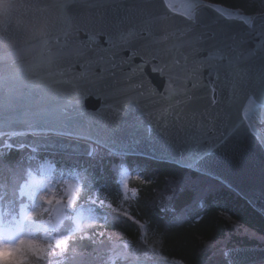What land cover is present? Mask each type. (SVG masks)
Returning a JSON list of instances; mask_svg holds the SVG:
<instances>
[{
    "label": "snow or ice",
    "instance_id": "1",
    "mask_svg": "<svg viewBox=\"0 0 264 264\" xmlns=\"http://www.w3.org/2000/svg\"><path fill=\"white\" fill-rule=\"evenodd\" d=\"M9 3L10 0H3L5 9ZM49 7L59 10L63 21L68 23L65 9H71L73 5L61 2ZM187 7L189 14L173 21V31L165 26L168 24L169 9L164 0H147L137 8L135 21H120L127 25V31L122 32L119 38L127 40L136 36L149 41L154 47L159 46V53L153 55V59L159 63L152 71L167 76L169 82L165 93L169 98L176 95L180 97L176 104H169L160 112L162 118L171 117L175 130L172 139L178 140L180 145L177 160L188 172V179L177 184L175 195L188 193L192 203L199 204L215 190L217 184L224 183L215 170L216 166L239 158L243 154L245 140L255 134L253 130L258 132L256 124L247 123L250 117L242 115L243 105L234 112H221L219 94L224 77L231 72L235 77L233 87H239L247 103L251 104L256 100L264 102V53L259 57L258 71L254 74L251 68L257 51L264 49V43H256L257 40L264 41V13L252 14L242 5L216 8L204 0H189ZM37 8L45 10L39 5ZM67 35L62 33L53 37L52 43L46 38L40 39L39 50L33 61L19 72L5 74L4 82L13 78L36 76L33 83H37L43 79L37 75L41 71H48L51 77L64 75L63 72L57 73L51 69L58 67L63 57L71 53ZM189 37L202 45L200 51L205 56L197 63L207 68L206 76L198 68L189 71L181 64V60L187 64V57L182 54L180 60L171 56L172 51L184 47ZM62 38L64 43H61ZM92 39L94 37L90 35L89 40ZM11 55L8 54L3 59L7 61ZM213 60L218 63H210ZM173 65L181 70L175 76L171 74ZM106 71L120 85L115 91L135 102L137 108L142 99L160 95L155 86L144 79L141 66L124 72L120 64L112 62ZM45 88H48L50 94L62 95L47 85ZM129 92L134 95L129 96ZM69 103L71 107H76L75 101ZM67 106L69 105H65ZM107 110L113 116V134L106 139L92 138L90 133L74 125L70 126L66 118L63 122L47 119L42 111L24 108L4 97L0 100V112H3V127H0V170L5 173L20 172V179L24 180V173L30 163L37 157L43 159L41 153L50 154L53 151L71 153L78 158L86 157L91 162L99 155L93 147L99 142L105 145V154L115 161L116 173L119 175L120 168L126 163L124 158L135 143V140L126 141L120 133L126 126L137 128L139 119L131 124L122 119L124 113L132 111V107L125 103L108 106ZM13 112L16 113V118L10 121L9 115ZM141 114L143 115L142 109ZM149 120L155 128L156 122L152 120L151 114ZM64 137L69 138V141L61 139ZM81 139L89 142L83 145L76 143ZM261 140L264 141V134H261ZM90 167V163L85 167L78 159L70 168L83 169L82 173H76L77 179L82 182L79 189L66 185L64 194L60 196L45 195L38 210H30L22 199L17 201L16 197H22L23 192H9L11 180L7 177L3 180L4 189L0 194V249L11 253L8 264H77L82 255L77 252V248L93 245L110 249V252L104 253V256L109 257L107 264H113V258L123 259L128 264L130 258L118 255L117 246L99 239L107 237L110 241L112 237L108 233L95 232L94 228L81 223L85 213L90 220L96 221L106 220L109 211L132 220L142 230L140 243L145 256L134 260L133 264H149L147 258L155 255L156 249L144 237L143 229L150 225L141 223L128 212H122L119 207L106 204L99 198L92 199L91 180L88 176ZM27 175L30 176L31 173L27 172ZM203 178H209L215 183H203ZM30 187L28 182L23 184L24 190ZM16 188H20L19 183ZM29 199H33L30 193ZM8 201H11L7 204L9 210H5ZM81 201L84 203L81 204ZM32 208H37L34 200ZM101 210H105V217L95 214ZM119 247L123 248L125 245ZM101 264H104L103 257Z\"/></svg>",
    "mask_w": 264,
    "mask_h": 264
},
{
    "label": "water",
    "instance_id": "2",
    "mask_svg": "<svg viewBox=\"0 0 264 264\" xmlns=\"http://www.w3.org/2000/svg\"><path fill=\"white\" fill-rule=\"evenodd\" d=\"M61 2L73 5L71 9H65L68 23L63 21L59 10L49 7ZM146 2L147 0H10L5 9L3 0H0V100L8 97L24 108L38 109L50 120L63 122L66 118L70 126L74 125L90 133L92 138L105 139L113 134V116L107 110L108 106L128 104L132 111L124 113L122 119L131 124L138 118L139 126H126L120 133L126 141L135 140L127 155L148 157L184 167L177 160L180 145L178 140L172 139L175 130L171 117L162 118L160 115L162 109L169 104H176L180 97L176 95L169 98L165 93L169 82L167 76L152 71L159 63L153 59V55L159 53V46L154 47L149 41L136 36L127 40L119 38L122 32L127 31V25L120 21H135L137 8ZM164 2L169 9L168 24L165 26L174 31L173 21L189 13L175 10L167 0ZM37 5L45 10H38ZM262 13L264 11L255 14ZM62 33L68 34L67 44L71 53L64 56L59 66L51 71L63 72L64 75L51 77L48 71H41L37 75L43 79L37 83H33L36 76L13 78L4 82L5 74L19 72L33 61L39 50L40 39L46 38L52 43V38ZM90 35L94 39L89 40ZM64 42L62 38L61 43ZM256 43L260 45L264 41L257 40ZM201 47V44L189 37L184 47L172 51L171 56L180 60L182 54L187 57V64L183 60L181 64L189 71L198 68L206 76L207 68L197 63L205 56L200 51ZM262 53L264 49L258 50L257 56L252 60L254 74L259 69V57ZM8 54L12 55L5 61L3 57ZM112 62L120 64L124 72L141 66L144 79L150 81L160 95L142 99L137 108L135 102L115 91L120 85L106 71ZM210 63L218 62L213 60ZM180 71L173 65L171 74L175 76ZM234 82L235 77L229 72L221 85L219 110L227 114L243 105L242 115L247 118L245 110L248 103L239 87H233ZM45 85L62 95L50 94ZM128 95L134 93L129 92ZM71 101H75V108L70 106ZM255 103L264 108V102L256 100ZM150 114L156 122L155 128L149 120ZM2 116L3 112H0V127H3ZM15 118L16 113H10L9 120L14 121ZM247 123L250 125L248 120ZM61 139L69 141L67 137ZM88 142L87 139L76 141L81 145ZM96 145L106 149L103 143L98 142ZM215 170L223 178L224 184L264 215V144L256 133L245 140L243 154L239 158L218 165ZM225 258L228 264H255L264 261V247H230L225 250Z\"/></svg>",
    "mask_w": 264,
    "mask_h": 264
},
{
    "label": "trees",
    "instance_id": "3",
    "mask_svg": "<svg viewBox=\"0 0 264 264\" xmlns=\"http://www.w3.org/2000/svg\"><path fill=\"white\" fill-rule=\"evenodd\" d=\"M204 1L218 7L242 5L252 14L264 11V0ZM93 147L99 155L91 162L86 157L78 158L62 152L41 153L43 159L37 157L30 163L27 172L31 175L24 173V180L20 179V172L5 173L0 170V194L3 193V180L6 177L11 180L9 192L19 191L16 184L21 186L33 174H38L40 164L45 159L54 165L50 178L57 196L64 194L66 185L79 189L82 182L77 179L76 173H82L83 169L70 168L79 159V163L85 167L91 164L88 176L92 199L99 198L106 204L119 207L122 212H128L141 223L150 225L143 229L144 237L156 249L155 255L147 258L149 264H228L225 253H221L230 247H264V215L226 184H217L202 203L193 204L190 194L175 195L177 184L188 179L185 167L148 157L126 155V163L117 175L116 163L105 154L107 150L98 145ZM123 173L126 174L125 186ZM202 182L215 183L209 178H203ZM16 199H22L30 210H38L42 204H37V208L33 209L24 195ZM8 203L11 201L6 202L5 210H9ZM95 214L99 217L106 215L105 210ZM81 223L94 228L95 232L108 233L112 237L110 241L107 237L99 238L107 244L112 245L114 240L122 242L135 258H144L145 252L140 243L142 230L132 220L109 211L106 220L96 221L90 220L85 213ZM77 252L82 253L77 264H101V257L107 264L109 257L104 253L110 252V249L93 245L77 248ZM113 264H125V261L113 258ZM128 264L133 262L129 261Z\"/></svg>",
    "mask_w": 264,
    "mask_h": 264
},
{
    "label": "rangeland",
    "instance_id": "4",
    "mask_svg": "<svg viewBox=\"0 0 264 264\" xmlns=\"http://www.w3.org/2000/svg\"><path fill=\"white\" fill-rule=\"evenodd\" d=\"M169 4L175 9L183 13H189V8L187 7L189 0H167ZM205 2V1H204ZM218 7V6H217ZM220 8V7H218ZM246 117H250L248 119L250 125L256 124V128L258 129V132L254 130V132L259 136L261 139V134H264V108L257 105L255 102L251 104H247L246 110H245ZM262 141V140H261ZM264 144V141H262ZM52 153V152H51ZM54 169L53 163L49 159H45L40 164V170L38 174H33L29 180L27 181L31 187L28 190L23 189V184L26 182H22L19 191L23 192V195L30 201V204L33 205V200L35 204H43V199L45 195L47 196H53L56 195V192L53 188V185L51 183V174ZM123 184L125 186L126 183V174L123 173ZM29 193L33 197V199H29ZM168 202V201H167ZM167 204V203H166ZM165 204V205H166ZM112 245L117 246V254L120 256H127L129 257V261H134L137 258L133 256L125 247L120 248V245L122 242H117L116 240L112 241ZM225 252L222 251L221 254H224ZM225 255V254H224ZM255 264H264V261L258 262Z\"/></svg>",
    "mask_w": 264,
    "mask_h": 264
},
{
    "label": "clouds",
    "instance_id": "5",
    "mask_svg": "<svg viewBox=\"0 0 264 264\" xmlns=\"http://www.w3.org/2000/svg\"><path fill=\"white\" fill-rule=\"evenodd\" d=\"M11 258V253L0 249V264H8L9 259Z\"/></svg>",
    "mask_w": 264,
    "mask_h": 264
}]
</instances>
